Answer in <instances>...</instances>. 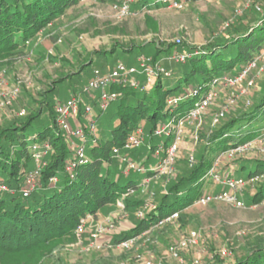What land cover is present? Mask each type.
<instances>
[{
	"label": "trees",
	"instance_id": "16d2710c",
	"mask_svg": "<svg viewBox=\"0 0 264 264\" xmlns=\"http://www.w3.org/2000/svg\"><path fill=\"white\" fill-rule=\"evenodd\" d=\"M181 1L187 0H133L129 11L130 8L134 11H155ZM80 2L0 0V67L8 63L6 59L24 53L26 44L36 40L38 34ZM247 11L252 12L244 15L237 26L234 23L227 25L225 31H220L221 35L217 38L211 36V40L204 44L183 43L178 38L176 43L163 42L156 46L155 39L139 45L130 40L128 43L115 40L109 47L91 50L81 59L75 71L57 70L56 77L47 82V87L36 91L40 101L33 113L9 115L6 122L0 125V182L3 185L0 188V252H21L54 238H71L82 219L89 217L93 221L98 220L97 213L102 208L107 205L112 207L121 198L129 213L131 225L113 234L111 239L104 241L105 244L114 245L123 239L138 237L159 219L194 205V201L203 194L201 187L219 154L264 134V94L256 104L247 100L246 105L234 115L229 116L227 113L220 123L207 132H197V140L203 146L192 162H183L184 157L181 160V152L177 150L179 170L167 183L157 201L140 218L134 217V211L141 199L131 193L140 189L144 179L155 173L158 160L155 148L158 145L166 146L167 138L154 143L151 141L152 130L166 121L184 118L206 92L214 89L210 83L212 79L228 74L236 65L237 72L264 50V1L258 9H252L251 6ZM59 36V32L54 33L53 39ZM151 44L155 47L154 54L145 56L152 61H156L161 54H170L172 46L181 49H174V52L184 54L182 61L175 62L180 63V69L185 67L183 73L165 85V79L171 78L174 72L167 64L162 66L168 75L159 73L149 87H143L144 82L140 80L138 88L124 81L112 84L109 90L118 92L119 96L106 139L95 133L98 118L102 115L97 102L96 108L90 104L92 113L87 115L83 114L79 104V114L73 124L82 130L80 136H72L58 126L53 106L59 101L50 106L47 97L57 83L73 74H80L97 55L111 54L116 50L131 53L135 48L141 52L140 48ZM44 108H48L46 125ZM39 126L42 127L30 132ZM141 126L147 130L150 141L142 145L143 151L132 147L131 153L128 151V154H122L121 149L127 137ZM68 135L78 137L75 148L70 147ZM79 148L83 150L82 156L78 153ZM114 149L119 152L114 153ZM37 154L43 165L35 174L36 163L32 169L31 165ZM121 155L127 158L130 155V160L138 164L139 170L123 174L124 165L119 158ZM114 159L123 165L122 169L117 171L111 167ZM227 163L230 166H224ZM222 165L221 174L245 179L246 185L250 187L252 201L264 198L263 158L241 154ZM31 174L34 179L28 181ZM257 175L261 178L254 181ZM216 259L208 264H264V245L252 242L241 257ZM109 260H104L103 264H110ZM94 262L101 263L98 257Z\"/></svg>",
	"mask_w": 264,
	"mask_h": 264
},
{
	"label": "rangeland",
	"instance_id": "374dc122",
	"mask_svg": "<svg viewBox=\"0 0 264 264\" xmlns=\"http://www.w3.org/2000/svg\"><path fill=\"white\" fill-rule=\"evenodd\" d=\"M110 1L112 0H81L74 9L66 12L64 16L38 34L36 40L26 44L23 54H15L5 60L8 63L0 67V93H6L12 86H17L18 92L6 108L0 109V125L6 122L9 115H20L21 111L22 115L33 113L40 101L36 91L45 89L47 82L56 77L57 70L75 71L81 59L91 50L102 46L109 47L115 40L121 43H128L130 40L139 45L147 41L153 42L155 39L156 46L162 45L163 42L176 43L178 38L183 43L204 44L211 40V36L217 38L219 34L221 35L220 31H225L227 25L234 23V26H237L246 14L252 12L247 11L249 7L256 8L264 0H200L197 2L187 0L178 2L182 4L181 8L174 5L161 7L155 11H134L130 8V12L123 18L118 17L112 10ZM57 32L60 36L54 40L53 35ZM140 49L141 52L135 48L131 53L116 50L111 54L97 55L80 74H73L56 84L47 95L49 105L53 106L57 101L62 102L75 95L81 107L91 104L96 108V97L100 90L91 89L90 93L83 91V87L92 77V70L96 68L102 72L118 61L138 67L137 56L141 53L154 54L155 47L151 44ZM174 49L181 51L178 47L172 46L171 53ZM170 54H161L157 59L162 65L168 64L167 67L174 70L172 77L165 79V85H168L176 75H181L185 69L182 65L180 69V63L168 59ZM237 67L238 65L229 73L233 74ZM137 78L143 81V77ZM251 79L253 86L247 89L249 86L246 84ZM238 86H242L243 89L236 90V85L227 86L224 87L226 92L221 99L216 96L215 101L204 112L198 133L199 131L207 132L214 127L211 124L214 113L227 98L236 97V103L240 108L245 106L250 98L255 104L260 100L264 94V55L259 58L249 77L243 79ZM246 92H250L249 96ZM116 102V100L113 101L98 118V128H95V133L102 139L109 136ZM233 107L228 112L229 116L240 110ZM47 114L48 108H44L45 125L48 123ZM69 123L74 129L73 122L69 121ZM41 127H34L30 132L37 131ZM191 128L190 124L186 125V133L178 148L181 152V160L184 157L183 162L191 161V153L195 160V155H198L203 146L197 139L196 145L194 144L195 136L191 133ZM149 137L146 130L145 142L135 149L143 151L142 145L150 141ZM68 138L70 147L75 148L79 141L78 137L72 138L68 135ZM164 138L153 137L151 141L159 142ZM257 146L255 154L252 155L264 159V147ZM131 150V147H123L121 153L128 154ZM129 157L132 158L130 155ZM224 160L220 162L221 164L219 163V172H221L222 163L228 161V159ZM179 163L180 161L175 158L173 166L171 164L174 174L179 170ZM34 166L35 162L31 165V169ZM122 166L116 159L111 165L117 171L122 169ZM224 166L228 167L230 164L227 163ZM173 175L152 179L147 186L131 193L141 199L140 205L134 211V217H142L144 212L157 201ZM243 188V192L236 194L240 203L231 204L221 201L209 202L204 206L194 204L178 212L174 222L153 226L147 234L143 236L140 234L129 247L118 246L117 242L114 245L106 243V246L110 247L104 248V241L99 242L103 247L90 246L89 243L95 235L102 237V235L111 234L109 240L113 234L118 233H111L110 230L113 231L116 226L121 227L125 221L131 225L129 213L124 208L121 198L112 207L105 206L103 213L102 211L97 213L99 221H104L105 216L107 218L110 214L113 228L109 227L110 222L107 221L101 223L96 220L88 224L91 219L89 218L85 222L86 232L82 234L81 239H76L73 234L71 238H54L26 251L0 252V264H95L93 260L97 257L102 264L108 259L110 264H208L209 261L217 260V257L223 260H229L233 256L241 257L252 242L264 245V198L257 201L255 195L253 196L255 201H252L250 187L245 185ZM222 189V184L211 181L208 177L201 187L204 194ZM99 226L105 229L104 234L99 235L96 232L95 229ZM192 232L199 235L195 242H189ZM183 242L186 243L185 246ZM223 250L227 251L226 253L230 252L228 258L221 254Z\"/></svg>",
	"mask_w": 264,
	"mask_h": 264
},
{
	"label": "built area",
	"instance_id": "2783aa9c",
	"mask_svg": "<svg viewBox=\"0 0 264 264\" xmlns=\"http://www.w3.org/2000/svg\"><path fill=\"white\" fill-rule=\"evenodd\" d=\"M133 2V0H113L111 4L112 10L117 14L118 17L123 18L125 17L130 11L129 6L130 2ZM174 5L177 8H181V3L174 2L170 6ZM258 9V6L256 7ZM178 42V39L176 40ZM264 55V50L261 54L254 57L251 61H249L246 65L241 67L237 72L233 74H225L224 76L212 79L211 85L214 87V89H211L210 91L206 92L194 105V107L188 112V114L184 118H180L177 121H166L158 126H156L152 130V136L153 137H165L167 138L166 146L158 145L155 149V155L158 157L157 160V166L156 171L153 174L152 177L144 179L142 182L141 188L144 186H147L149 182L152 179H157L158 177H164L165 176H171L173 175V171L171 170V167L173 166V162L177 155V150L180 147L181 140L183 138V135L186 133V125H191V133L195 136V142L197 139V132L200 128V125L202 123L203 115L205 114V110L211 105L216 96L217 91L216 89L218 87H227V86H234L236 87L239 85V83L244 79L248 78L252 69L255 68L256 63L258 62L259 58ZM137 62L138 67L134 65H126L122 61H118L113 67L109 68L105 72H101L99 69H93L92 70V77L89 80V82L83 87V91L90 93L91 89H99V94L96 97L97 102V108L103 112L105 111L109 105L117 99L119 96L118 92L109 90V87L112 84H117L122 81L129 82V85L133 88L140 87L139 79L137 77H143L144 86L143 87H149L153 84L155 78L159 75V73H163L165 75H168V72L166 71L165 67L162 66L159 60L152 61L149 57L141 54L137 56ZM168 59L174 61V62H180L184 59V54L180 52H172ZM249 87L247 89H250V87L253 86L252 79L247 82ZM18 92L17 86H12L6 93H0V109L6 108L10 102L11 99H13ZM93 97V96H92ZM94 98V97H93ZM236 97L232 96L227 98L225 101H223L222 106L220 105L218 109H216V113H214V117L211 121L212 125L218 124L225 115L230 111V109L236 105ZM170 101V100H169ZM80 101L77 99L75 95H72L71 97L67 98L65 101H59L54 105V111L57 115V124L62 129L68 132L72 136H80L82 133V130L78 128L77 126H74V129L70 127L69 121H73L78 117L79 114V106ZM83 114H91L92 108L91 105L87 104L82 107ZM20 115L23 114L19 113ZM145 137V131L143 127L136 128L133 133H131L127 139L126 143L123 147H138L141 143L144 142ZM258 143V144H257ZM257 145L264 147V134L259 137L258 139L246 142L242 145H238L235 147L228 148L227 150L223 151L219 156L216 158L213 166L208 170L207 177L211 179V181L219 182L222 184L223 189L213 192H207L201 194L195 201L194 204H199L201 206L206 205L209 202H227L231 204H238L240 203L237 198L236 194L238 195L239 192L242 191L243 187L246 185V181L243 177H232L223 175L219 172V163L223 161L224 159H233L234 157H237L241 154H249L254 153L257 149ZM262 150V149H260ZM82 148H79L78 153L80 156H82ZM114 153H118V149L113 150ZM121 162L124 165L123 168V174H126L128 171L131 170H139V166L136 162L130 160L126 156H119ZM191 161H193L192 153L190 155ZM224 160V161H225ZM35 163H36V170L35 174H37V169L43 165V162H41L40 155L37 154L35 156ZM172 164V166H171ZM31 177L28 179V181L34 179L32 174ZM261 176H255L253 178L254 181L260 179ZM3 185L0 182V188H2ZM178 212L171 213L161 219H159L152 227L154 226H162L169 222H174V219L177 217ZM89 219V217H86L80 221V223L75 227L74 229V236L76 239H81L82 234L85 230V222ZM151 227V228H152ZM96 232L100 234H104L105 229L102 226L97 227ZM150 229L145 230L142 233V236L147 234ZM139 237H129L126 239H123L117 243L118 246L121 247H129L135 239ZM199 238V235L196 232L191 233V237L189 239V242H195ZM100 238L95 235L93 240L89 243L90 246L94 248H100ZM100 242V243H99ZM183 246L186 245L185 242L182 243ZM227 251L223 250L222 255L223 257L228 258L230 255V252L226 253ZM196 262V261H195Z\"/></svg>",
	"mask_w": 264,
	"mask_h": 264
},
{
	"label": "crops",
	"instance_id": "0c3cea01",
	"mask_svg": "<svg viewBox=\"0 0 264 264\" xmlns=\"http://www.w3.org/2000/svg\"><path fill=\"white\" fill-rule=\"evenodd\" d=\"M251 14V13H250ZM108 69V68H107ZM107 69L106 70H104V71H102V72H105V71H107ZM259 78V77H258ZM256 79V78H255ZM242 88V86H237L235 89L237 90V89H241ZM243 89V88H242ZM232 90V89H231ZM216 91H217V97H219V99H221V96L226 92V89L224 88V87H218L217 89H216ZM253 91V90H252ZM251 91V92H252ZM247 93V92H246ZM248 94V96H249V94H250V92H248L247 93ZM216 97V98H217ZM242 97V96H241ZM244 97V96H243ZM215 98V99H216ZM248 98H250V97H248ZM218 99V100H219ZM251 99V98H250ZM249 99V100H250ZM215 101V100H214ZM234 107H237L238 109L240 108V107H238V103H237V105L236 106H234ZM233 107V108H234ZM237 109V110H238ZM241 109V108H240ZM73 122V121H72ZM252 154H254V153H249V155H252ZM103 210H104V208H102L100 211H102V213H103ZM111 216H110V214L107 216V218H106V216H105V219H104V221H99V220H97V221H99V222H105V221H107V222H110V225H109V227H114L112 224H111ZM91 222H93V220H90L89 222H88V224H90ZM124 222V221H123ZM128 225H130V223L128 222V221H125L123 224H121V227L120 226H116L115 228H114V230L112 231V230H110V232L111 233H115V232H119L120 230H122L123 228H125V227H127ZM123 226V227H122ZM110 235L111 234H106V235H102V237H99L100 239V242H102L103 243V241H106L109 237H110ZM102 246V245H101ZM103 246L105 247L106 246V244H103ZM102 246V247H103ZM106 247H109V246H106Z\"/></svg>",
	"mask_w": 264,
	"mask_h": 264
},
{
	"label": "clouds",
	"instance_id": "9594fccd",
	"mask_svg": "<svg viewBox=\"0 0 264 264\" xmlns=\"http://www.w3.org/2000/svg\"><path fill=\"white\" fill-rule=\"evenodd\" d=\"M90 220H91V219H90ZM90 220H89V221H90ZM101 247H102V246H101Z\"/></svg>",
	"mask_w": 264,
	"mask_h": 264
}]
</instances>
